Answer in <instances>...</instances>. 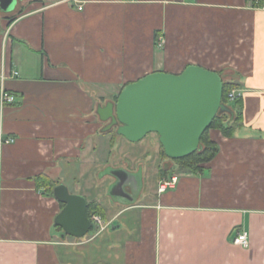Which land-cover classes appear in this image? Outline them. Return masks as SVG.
<instances>
[{"label": "crops", "instance_id": "0c3cea01", "mask_svg": "<svg viewBox=\"0 0 264 264\" xmlns=\"http://www.w3.org/2000/svg\"><path fill=\"white\" fill-rule=\"evenodd\" d=\"M20 2L0 12V89L16 95L0 103V264H264V0ZM190 64L236 84L234 135L213 132L219 151L196 173L149 181L144 168L111 165L130 141L103 130L99 106L115 101L102 100ZM115 170L128 174L124 195ZM41 178L101 205L103 224L65 234L55 223L65 204ZM240 232L248 247L235 244Z\"/></svg>", "mask_w": 264, "mask_h": 264}, {"label": "water", "instance_id": "95a60500", "mask_svg": "<svg viewBox=\"0 0 264 264\" xmlns=\"http://www.w3.org/2000/svg\"><path fill=\"white\" fill-rule=\"evenodd\" d=\"M6 12L16 8L17 0H0ZM224 81L218 71L190 64L180 73L155 71L126 84L115 102L99 106L104 131L116 128L118 135L132 143L150 133L158 139L166 156L182 159L199 150L204 132L220 112L230 111L223 102ZM119 178L114 194L124 195L127 173L113 171ZM54 195L64 203L55 223L65 234L84 237L91 230L88 203L84 196L72 194L65 184L54 187Z\"/></svg>", "mask_w": 264, "mask_h": 264}, {"label": "trees", "instance_id": "16d2710c", "mask_svg": "<svg viewBox=\"0 0 264 264\" xmlns=\"http://www.w3.org/2000/svg\"><path fill=\"white\" fill-rule=\"evenodd\" d=\"M257 4H262L263 0H252ZM236 87V84L232 82L224 81V94L223 102H225L229 107L230 111L220 112L214 119L211 126L204 132L201 138V146L199 150L191 154L188 157L182 159H170L166 156L163 147L162 154L163 156L172 162L178 164L179 170L189 171V172H199L202 170L203 165L211 161L218 153L219 147L218 144L212 139L210 135V130L216 128L221 131L225 136H233L235 133V127L242 118V99L237 96L234 100H230L228 94L230 91ZM118 98V97H117ZM117 100V99H116ZM115 135H118L117 132ZM165 175L169 173V168H165ZM39 185L50 186L51 193L54 191V187L57 185L56 182L49 178H41L38 181ZM95 213H102V208L96 202H91L88 205V214L91 218Z\"/></svg>", "mask_w": 264, "mask_h": 264}, {"label": "rangeland", "instance_id": "374dc122", "mask_svg": "<svg viewBox=\"0 0 264 264\" xmlns=\"http://www.w3.org/2000/svg\"><path fill=\"white\" fill-rule=\"evenodd\" d=\"M27 0H22L20 3L25 2ZM20 5V4H19ZM117 98L103 99L102 102L112 100L116 101ZM217 131L216 128L210 130V135ZM114 137H120V135L116 134V128L110 130ZM121 138V137H120ZM115 152H111V165L116 163L120 165H125L128 167H132L133 169H143L145 173L147 172V178L149 181L153 179H158V177H162L165 175V168H174L178 167V164L167 160L162 154V146L159 143L158 134L150 133L147 135L142 141L137 143L128 142V149H125V152L117 149ZM115 164V165H116ZM173 166V167H172ZM118 168V167H116ZM163 179V178H162ZM113 179L110 176H107L100 180V186L106 187L109 182ZM72 188V187H71ZM101 206V205H99ZM102 208V206H101ZM97 228H93L89 234H92Z\"/></svg>", "mask_w": 264, "mask_h": 264}, {"label": "built area", "instance_id": "2783aa9c", "mask_svg": "<svg viewBox=\"0 0 264 264\" xmlns=\"http://www.w3.org/2000/svg\"><path fill=\"white\" fill-rule=\"evenodd\" d=\"M157 43L159 46H162L164 44V38L159 37L157 40ZM4 78V75H1V79ZM228 97L230 100H234L237 97V92L235 89H232L230 93L228 94ZM16 102V95L7 90L5 87H1L0 89V103L1 105H11ZM4 143H12L15 141L14 137H10L7 139H3ZM179 181V177L177 175H173L170 178H163L159 182V192H164L168 188L174 187ZM92 219L98 223V224H103V219L101 216L95 214L92 216ZM235 244L241 245L243 247H248L250 242H249V235L247 232H240L237 234V236L234 239Z\"/></svg>", "mask_w": 264, "mask_h": 264}, {"label": "flooded vegetation", "instance_id": "af4514ba", "mask_svg": "<svg viewBox=\"0 0 264 264\" xmlns=\"http://www.w3.org/2000/svg\"><path fill=\"white\" fill-rule=\"evenodd\" d=\"M21 0H17V5H16V8H15V10L17 9V7H18V4H19V2H20ZM14 10V11H15ZM0 12H2V14H4V15H10L11 13H12V11H10V12H5L4 10H3V8H2V4L0 3Z\"/></svg>", "mask_w": 264, "mask_h": 264}]
</instances>
